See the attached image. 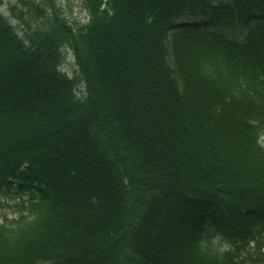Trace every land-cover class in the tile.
<instances>
[{"label":"trees","instance_id":"1","mask_svg":"<svg viewBox=\"0 0 264 264\" xmlns=\"http://www.w3.org/2000/svg\"><path fill=\"white\" fill-rule=\"evenodd\" d=\"M17 1L23 36L0 12V264H238L264 236V0H80L85 22Z\"/></svg>","mask_w":264,"mask_h":264},{"label":"rangeland","instance_id":"2","mask_svg":"<svg viewBox=\"0 0 264 264\" xmlns=\"http://www.w3.org/2000/svg\"><path fill=\"white\" fill-rule=\"evenodd\" d=\"M3 2L1 6V11L5 16H7L12 23V25L15 27V29L19 32L21 36L24 35L25 31V24L21 22L20 20L16 19L13 15L17 13V9H24L25 6L23 3H19L17 0H2ZM56 4L63 9L64 13L68 16H71L73 19H76L77 21L85 22V16L83 11L80 7V0H55ZM60 68L67 72L70 75H73L76 73V66L74 62V58L72 56V53L70 49L65 48L63 49V56L62 61L60 64ZM81 87L82 89V83L78 82L77 87ZM260 141L263 144L264 147V134L261 135ZM15 203L14 201L12 202ZM10 203V204H12ZM7 205V201L0 206V221H3L2 214H7L9 218L12 216V208L5 206ZM203 241V247L205 250L222 253L226 250H228V244L221 236L218 234L216 235H209L206 237ZM254 243H250V249L245 250L239 256L238 264H264V236L258 238L254 241Z\"/></svg>","mask_w":264,"mask_h":264},{"label":"bare ground","instance_id":"3","mask_svg":"<svg viewBox=\"0 0 264 264\" xmlns=\"http://www.w3.org/2000/svg\"><path fill=\"white\" fill-rule=\"evenodd\" d=\"M68 74V73H67ZM70 75V74H69ZM71 76V75H70ZM77 82H80V81H77ZM80 91V92H79ZM77 92H79V94H78V97H80V98H84L85 96H87V93L85 94L84 92H85V88H84V86L82 87V89H81V87H79V85H78V87L76 88V93Z\"/></svg>","mask_w":264,"mask_h":264}]
</instances>
